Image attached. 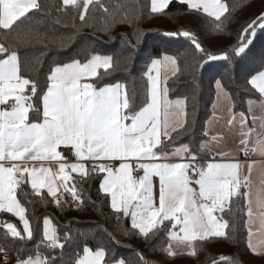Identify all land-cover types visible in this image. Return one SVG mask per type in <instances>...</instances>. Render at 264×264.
I'll use <instances>...</instances> for the list:
<instances>
[{
  "label": "snow or ice",
  "instance_id": "snow-or-ice-1",
  "mask_svg": "<svg viewBox=\"0 0 264 264\" xmlns=\"http://www.w3.org/2000/svg\"><path fill=\"white\" fill-rule=\"evenodd\" d=\"M170 2L152 0V11L163 12ZM179 2L187 4L189 10L202 9L218 21L228 11L221 0ZM96 3L99 4L100 0ZM64 4L79 9L80 19L85 20L93 0H82V3L64 0ZM39 8L37 0H0V28L19 27L28 19L27 14L31 10ZM257 20L259 27L264 29V13ZM253 24L244 29L242 42L234 49L237 56L251 44L247 33ZM179 35L191 34L184 31ZM251 35H255L254 30ZM193 43L202 50L194 37ZM209 59L216 57L209 56ZM175 65V58L167 55L151 60L146 98L138 105L136 98L129 96L120 83L97 89L94 83L89 82L97 78L98 70L104 69L106 73L113 66L112 57L93 54L86 62L74 59L57 64L51 69L47 88L40 97L42 107L34 108L31 96L38 95L36 83L20 75L18 55L0 44V105H7L0 110V211L11 213L23 226L21 233L14 224L5 223L6 235L21 240L33 236L25 208L16 195L21 184H30L36 196H41L42 190L46 189L47 195L60 206V189L70 193L73 200H80L72 173L82 182L91 174H103L100 190L110 196L113 211L130 217L131 227L146 239L150 234L155 235L154 230L158 225L163 226L165 221L170 222L173 229L179 227V232L170 231L169 239L186 248H193L192 242L196 240L225 236L224 230L229 225L214 213L223 212L226 205L231 211L234 197H244L248 215L250 218L253 216L250 179L253 163L246 165L249 175H244L245 165L239 161L210 162L200 166L197 152L189 143H182L171 151L164 147L166 142L174 143L182 134L181 130L187 131L184 119L186 98L170 100L168 88H161V69L166 82L169 71L175 75ZM153 72L155 76L151 74ZM247 83L264 98V71L252 75ZM216 87L223 93L220 80L216 81ZM29 89L31 96L27 94ZM252 103L249 102L250 111ZM259 103L264 111V100ZM33 110L36 116L30 117ZM229 111V130L235 129L241 145L239 150L248 155L247 145L253 129L246 127L247 117L243 112L239 113V127L236 128L237 117L231 109ZM260 119V128L264 129V116ZM173 133H176L175 137ZM204 134L207 136L208 132ZM212 140L218 145L223 136L212 137ZM61 146L69 149L75 162H69L58 151ZM205 150L211 151L210 145L201 142L198 151ZM251 152L264 156V132L259 133ZM218 155L226 157L228 153L218 151ZM28 161H54L58 171L53 172L43 165L29 167ZM140 171L142 175H134ZM154 177L159 179L158 207L154 202ZM56 178L62 183L57 185ZM193 184L197 187H192ZM256 200L258 207L264 209V176L257 188ZM261 223L264 226V211L261 212ZM64 239H69V236L66 234ZM43 241L47 242L45 246L48 248L64 247L47 217L43 219ZM249 247L260 254L264 252V240L257 244L250 242ZM0 251L5 250L0 248ZM165 251L169 256L176 254L172 244ZM189 254L194 255V250ZM105 256V249L93 251L85 246L83 255L77 256L75 264H107ZM16 264L55 262L43 255L38 246L35 255L29 253L25 258L18 254ZM113 264H125V261L114 259Z\"/></svg>",
  "mask_w": 264,
  "mask_h": 264
},
{
  "label": "trees",
  "instance_id": "trees-1",
  "mask_svg": "<svg viewBox=\"0 0 264 264\" xmlns=\"http://www.w3.org/2000/svg\"><path fill=\"white\" fill-rule=\"evenodd\" d=\"M228 11L216 20L201 10H189L187 4L172 0L163 12L152 11V0L93 1L85 20L79 9L66 6L64 0H37L39 9L31 10L19 27L0 30V44L15 52L20 61V75L34 81L38 95L31 96L34 108H41L48 76L57 64L74 59L86 62L93 54L112 57V67L105 73L98 70L97 78L90 80L97 89L120 83L139 105L146 98L148 68L152 59L165 55L175 58V75L161 82L168 88L170 100L186 98V128L174 143L166 142L172 150L182 143L192 145L200 165L211 158L208 150L198 151L205 135L207 121L212 116L216 98V81L229 95L232 111L248 115L249 102L261 99L248 79L264 71V29L257 18L264 13V0H221ZM78 2L82 3V0ZM101 4L103 6H101ZM105 8L107 11H105ZM253 21H257L253 24ZM252 42L240 56L234 49L242 42L244 29ZM254 30L255 35L251 33ZM189 32L190 36L179 35ZM175 33V35H169ZM31 37V38H29ZM38 37V39L36 38ZM199 43L198 50L193 43ZM214 56L216 59H209ZM30 117H35L33 110ZM174 137L176 133L172 134ZM103 174H91L81 181L74 176L80 200L70 207L66 193L60 206L46 192L36 196L27 183L16 191L17 199L25 208V216L33 228L31 239L23 240L6 235L5 223L14 224L21 233L19 219L9 213H0V248L16 259L40 252L55 264H75L83 255L85 246L95 251H106L107 264L123 259L125 264H264V254H256L249 247L246 227V200L234 197L231 211L226 206L222 219L229 227L225 236L208 237L192 242L193 248L169 256L165 249L171 244L169 233L174 232L170 222L158 225L155 235L145 238L131 227V218L113 211L110 197L100 190ZM51 220L61 238L63 248H48L43 241V219ZM69 239L65 240V235ZM194 250L195 254L189 253Z\"/></svg>",
  "mask_w": 264,
  "mask_h": 264
},
{
  "label": "crops",
  "instance_id": "crops-1",
  "mask_svg": "<svg viewBox=\"0 0 264 264\" xmlns=\"http://www.w3.org/2000/svg\"><path fill=\"white\" fill-rule=\"evenodd\" d=\"M177 1H179V0H177ZM201 11L203 12L202 9H201ZM212 18H214V17H212ZM1 29L2 28H0V30ZM175 71H176V65H175ZM151 74L154 76L156 75L155 72H153ZM171 75H172V73H171V71H169L168 78ZM160 80H161V82L163 80H165L163 69H161ZM103 87H105V86H103ZM216 98H215L214 104L216 102L215 105L218 107L214 111L212 108V116L210 117V119L207 121V124H206V131L208 132L209 139L205 142H208L210 145L211 158L206 159L203 163V166H206L207 163H210V162H236V161H239L241 164L245 165L244 175H249L246 165L248 163L254 164L252 172L250 173L251 191H252L251 209L253 212V216L251 218L249 217L248 207H247L246 208V227H247V231H248V238H247L248 244L250 242L252 244H257L261 240H264V226H262V223H261V212L264 211V209L259 208L257 203L256 204L254 203V201L257 202L256 192H257V188L260 185L261 177L264 176V156H262L258 153H252L251 157L245 158V156H246L245 152L239 150L241 148V145L239 144L238 134L236 133L235 129L230 131L229 126L227 125V120L230 116L229 110L230 109L232 110L231 101H228L227 97H225L224 95H221V100L217 99V101H216ZM222 100H223V104L225 106H222L220 108L219 103ZM262 100H264V98L261 97L260 100L254 101L252 103V106H251L250 114H248L246 116L247 117L246 127H250L253 129V132L249 138L250 143L247 145V148L249 149V151L255 146V142L259 138V133L264 132V129L260 128V124H261L260 118L262 116H264V111L261 110L260 103H259ZM214 104H213V106H214ZM6 107H7V105H0V110H3ZM249 109H250V105H249ZM235 115L237 117L236 128H238L239 127V114H235ZM253 116L256 117L255 121H253ZM221 135L223 136V140L217 145L216 142L212 140V137L221 136ZM61 147H63V146H61ZM218 151L228 153V156L222 157V156L218 155ZM16 163H23V162H16ZM27 163H28L29 167L43 165L45 167H49L53 172L58 171V167L54 161H28ZM68 171H70V170H68ZM72 176L74 177L77 175L75 173H72ZM55 182L57 185L62 183L58 178H56ZM153 183H154V202H155V206L158 207V204H159V179L157 177H154ZM192 187H197V186H195L193 184ZM42 192L47 193L46 189L42 190ZM61 193H62L61 199H63L66 195V192H63V189H60V191L58 192V195ZM246 203H247V201H246ZM110 205H111V198H110ZM226 206H225V208H226ZM0 213H2V211H0ZM6 213H8V212H6ZM9 214H11V213H9ZM12 216H14V215H12ZM15 218H17V217H15ZM178 228L179 227L175 228L174 232H179V231H177ZM250 232H251V237L249 236ZM260 254H264V252H261ZM16 262H17V259L15 262L8 263V264H16Z\"/></svg>",
  "mask_w": 264,
  "mask_h": 264
},
{
  "label": "built area",
  "instance_id": "built-area-1",
  "mask_svg": "<svg viewBox=\"0 0 264 264\" xmlns=\"http://www.w3.org/2000/svg\"><path fill=\"white\" fill-rule=\"evenodd\" d=\"M93 1H96V0H93ZM58 151H60L67 159L69 162H75L74 161V157H72L70 151L68 148L66 147H60L58 149ZM253 152H251V150L249 151L248 155L245 156V158H249L251 157ZM200 161L197 160V163L200 165L199 163ZM202 166V165H200ZM142 171L140 172H137V173H134V175H142ZM66 203L68 206L70 207H75L77 204H78V200H73L72 197H69L67 198L66 200ZM16 261V258L9 252H0V264H8V263H12V262H15Z\"/></svg>",
  "mask_w": 264,
  "mask_h": 264
},
{
  "label": "rangeland",
  "instance_id": "rangeland-1",
  "mask_svg": "<svg viewBox=\"0 0 264 264\" xmlns=\"http://www.w3.org/2000/svg\"><path fill=\"white\" fill-rule=\"evenodd\" d=\"M216 90H217V93H216V101H217V99H220L221 100V95H224L225 97H227V99H228V101H230V99H229V95L223 90V93H221L218 89H217V87H216ZM215 104H216V102H215ZM214 104V106H213V111L218 107V106H216ZM219 105H220V108L222 107V106H225L224 104H223V100L222 101H220V103H219ZM218 110V109H217ZM248 114H250V109L248 110ZM254 203L256 204L257 202H255L254 201ZM255 207V206H254ZM214 215H216L217 217H222L221 216V212H216V213H214ZM51 221V220H50ZM51 224H52V222H51ZM52 226H53V224H52ZM177 231H179V228L177 229ZM180 235L182 236L183 234L182 233H180ZM171 244H172V246H173V248H174V251L175 252H184V251H186V250H188L189 248H186L184 245H179L176 241H171Z\"/></svg>",
  "mask_w": 264,
  "mask_h": 264
}]
</instances>
